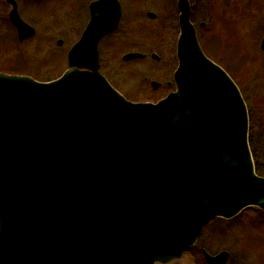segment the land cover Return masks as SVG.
I'll return each instance as SVG.
<instances>
[{
	"label": "water",
	"instance_id": "1",
	"mask_svg": "<svg viewBox=\"0 0 264 264\" xmlns=\"http://www.w3.org/2000/svg\"><path fill=\"white\" fill-rule=\"evenodd\" d=\"M11 3L23 42L35 30ZM178 6L176 91L156 104L128 101L99 71L118 0L92 3L59 79L0 74V264H168L211 220L264 210L244 98L203 53L189 1Z\"/></svg>",
	"mask_w": 264,
	"mask_h": 264
},
{
	"label": "rangeland",
	"instance_id": "2",
	"mask_svg": "<svg viewBox=\"0 0 264 264\" xmlns=\"http://www.w3.org/2000/svg\"><path fill=\"white\" fill-rule=\"evenodd\" d=\"M120 1L122 17L119 26L112 34L105 36L97 47L100 72L129 101L157 102L168 94L166 85L169 81L172 90H175L172 74L178 67L180 29L174 6L178 0H138V8L135 5L137 0ZM240 1L236 3L238 9L234 28L203 29L197 33V38L203 50L208 41L215 39L223 46L228 38L231 43L238 44L240 55L246 57L245 66L237 71L234 81L247 105L253 160L256 167L264 172V50H261L264 15H258L252 9L247 11L246 0ZM212 2L210 10L216 9L217 13L221 3L219 5L218 0ZM47 3L49 5H20L25 21L37 31L36 36L23 42L20 49L15 48L9 39L10 34L7 35V28L0 24V72L13 74L10 73L13 68L9 67H14V61L20 60L22 64L19 67L26 68L21 75L44 83L58 79L68 69V52L79 40L89 15L82 7L73 12L70 1H60L57 8L62 10L59 12H54L56 5L52 0ZM207 8L209 5L205 6ZM199 11L198 8L200 14ZM149 12L157 18L150 19L146 15ZM58 39L64 40L61 47L57 45ZM129 53H141L147 57L125 61L123 57ZM152 54L161 61L153 59ZM6 65L8 70L4 68ZM154 81L160 84L158 89L152 87ZM263 222L264 212L257 207L246 208L230 221L215 219L204 227L197 246L171 264H207L203 251L211 255L227 251L230 255L227 264H264Z\"/></svg>",
	"mask_w": 264,
	"mask_h": 264
},
{
	"label": "flooded vegetation",
	"instance_id": "3",
	"mask_svg": "<svg viewBox=\"0 0 264 264\" xmlns=\"http://www.w3.org/2000/svg\"><path fill=\"white\" fill-rule=\"evenodd\" d=\"M11 1L12 0H0V24H2L3 27H6L7 28L6 29L7 35L10 34V38L9 39L12 41V44H14L16 46L15 48L16 49H20L21 44H23V42L25 43L26 41L27 42L30 41L37 34L36 28L33 27L32 24L29 23L28 21H25L24 14L20 10V5L21 6H22V4H25V5L34 4V5H39V6L40 5H49V3H47V1H49V0H13V1L16 2V5H17V10L16 11H18V13H19L22 21H24L26 24H28L30 27H32L35 30L34 35L32 37H30V38H26L25 40H23V42L20 41L19 36H18L17 29L13 25V23L11 21V18H10V14H11V11L13 9V3H11ZM60 1H62V0H54V1L52 0V3L54 5H56V7L53 8V9H55L54 12H56V11L59 12V11L62 10V9L57 8V6L60 3ZM67 1H70L73 4V8H72L73 12L76 11V10H79L80 7H82V9L84 8V10L86 12H88V15H89V17H88L89 19L88 20L89 21H87V23L85 25V27H87V25L89 24L90 19H91V12H90L91 5H92V3H94V2H96L98 0H63V2H65V3H67ZM118 1L120 3V6H121V1L120 0H118ZM188 1H189V4H190V9H191V12H189L190 13V21H191L190 23L193 24V26L195 27V30L197 31V33L200 30L208 29V28H210V29H216V28H220V29L228 28L229 29V28H234L235 27V21L234 20H235V17L237 16L236 11L238 9L236 3L238 4V3H241L242 2L240 0L239 1H237V0H218L219 1V5L221 3V5H220L221 8H218V9H220L219 10L220 13H219V11L216 13V9H214V11H211L210 10L211 5H213V2H212L213 0H188ZM178 2H179V0L177 2H175L176 5L174 7H175V9H176V11L178 13L177 14V17H176V20H177L176 23H178V27L180 29V24H179V16H180V13L179 12H180V10H179V6H178ZM246 2L248 3L247 6H246L247 11L248 10L251 11L250 9H252L254 12H256V14H258V15H264V0H246ZM137 4H139L138 0L136 1V4L135 5H137ZM74 5H75V7H74ZM206 5H209V8H207V10L205 9V6ZM121 8H122V6H121ZM137 8H138V5H137ZM198 8L200 9V11H199L200 14L197 12L198 11ZM195 10H196V12H195ZM149 13H147V14H149ZM218 14H219V16H216ZM171 19H173V14H172ZM28 20L30 22H33L30 19H28ZM36 23H39V22L36 21ZM83 31H82V33H83ZM63 34L66 35L68 33L67 32H64ZM80 38H81V36H80ZM63 43H64V40L63 39H58L57 45L59 47H61L63 45ZM6 52H3V53H6ZM20 54H23V52L20 53ZM153 55L154 54H152L150 56L153 58ZM158 61L160 62L161 61V58H159ZM14 62H15V66L14 67H19V64H22V62L20 60L19 61L16 60ZM8 65L4 66V68L7 69ZM14 67H9V69L10 68H13L14 69ZM0 73H5V72L2 71ZM174 73H175V71H174ZM5 74H8V73H5ZM173 83H174V80H173ZM171 84H172L171 81H169L167 83V85H166V86H168V89H169L167 95H170V93H172V92H174L176 90V87L174 88L175 90H172L171 87H173V86H171ZM159 85L160 84L158 83V86L156 88H154L153 82H152V87L154 89H158L160 87ZM174 85H175V83H174ZM263 224H264V222H263ZM262 243H263L262 245H264V240H263ZM202 250H203V248H202Z\"/></svg>",
	"mask_w": 264,
	"mask_h": 264
},
{
	"label": "trees",
	"instance_id": "4",
	"mask_svg": "<svg viewBox=\"0 0 264 264\" xmlns=\"http://www.w3.org/2000/svg\"><path fill=\"white\" fill-rule=\"evenodd\" d=\"M232 36V34L230 33ZM225 45L222 46L218 41L215 39L206 42L205 52L208 57L212 58L216 61L219 65H221L229 74H231V77L235 80V76L237 74V71L242 69L243 66H245V59L246 57H243L240 55V47L237 43L227 40L224 43ZM239 66V67H238ZM26 71L22 69V67H14V69L10 72L13 74H24ZM257 166V165H256ZM257 169V174L260 176H264V172L262 168Z\"/></svg>",
	"mask_w": 264,
	"mask_h": 264
}]
</instances>
